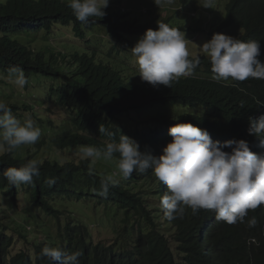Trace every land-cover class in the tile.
I'll return each mask as SVG.
<instances>
[{"label": "clouds", "instance_id": "obj_1", "mask_svg": "<svg viewBox=\"0 0 264 264\" xmlns=\"http://www.w3.org/2000/svg\"><path fill=\"white\" fill-rule=\"evenodd\" d=\"M116 2L68 0L67 6L81 23H87L90 17L108 15L109 19L110 11L118 13L113 18L118 24L129 22L123 27H137L136 32H127L125 43L115 40L109 29L102 26H97L86 37L77 36L72 22L67 23L68 26L56 24L52 32L43 30L38 34L48 33V42L57 48L52 52L56 56L62 57L60 53L67 50L66 55H69L73 50L83 48L84 55H94L97 63L121 72L124 68L118 63L125 64L132 55V62L135 60L138 65L139 81L154 87L171 88L179 81L209 79L212 86L248 87L261 105L232 129H227L224 136H218L216 129L205 122L199 127L192 123H175L178 113L184 110L196 112L195 107L158 105L149 108L148 112L142 110L143 114H149L157 107H168L173 114L156 111L151 118L143 120L151 121L149 126L160 129L163 138L155 145H143L144 150H141L137 141L124 134L118 142L113 139L107 143L104 149L84 145L60 147L54 142L38 148L36 143L45 137L52 139L72 134L78 127L61 133L55 126L56 130L40 137L41 130L30 116L23 122L19 119L23 115L20 111L24 109L14 112V116L8 106L11 103L0 101V149L11 152L23 146L25 149L20 152L25 154L24 157L34 158L18 168L8 167L3 172L4 178L16 187L33 183V177L39 174L37 160L41 161L39 157H43L39 152L48 146L75 153V157L66 162L43 159L60 164L79 162L84 158H90L92 163L101 157L114 158V168H110L113 174L101 169L109 174L101 179L99 190L105 201L97 205L96 210L89 205L96 213L105 207L106 216L118 220L116 230H120L123 242L114 246L115 255L128 260L139 259L144 251L154 248L159 254L149 264H248L239 255H228L214 244L203 241L192 246L190 242L185 243L176 235L175 226L204 210L210 220L220 226L255 228L256 225L258 230L264 231V0H123L122 6H115ZM237 4L241 11L232 13ZM107 9L108 14L104 11ZM58 26L86 45L76 47L69 42H52V34ZM67 27L72 32L66 30ZM97 31H103V34L95 36ZM103 41L112 46L101 58L100 55L105 53ZM8 79L19 88L28 83L24 70L19 67L8 70ZM39 116H34L36 122H40ZM205 118L212 120L207 113ZM99 132L112 135L103 125ZM115 153L118 155L114 156ZM115 176L122 185V192L108 195L110 187L118 183ZM20 187L17 189L25 206L30 199ZM2 191L5 196L7 190ZM3 207L1 199L0 218L4 214ZM0 223V229L8 227L1 219ZM52 225L43 230L45 238L30 229L33 234L27 232L29 237L36 235L30 240L33 244L19 236L25 246L18 249V253L14 252L19 238L13 234L18 232L9 227L11 230H7V234L15 240L7 248L9 251L2 255V263L7 264L11 257L22 252L30 257V261H36L34 241L51 242L55 236L61 238L60 232H65L62 225L56 234ZM206 227L208 225H202L200 221L196 231L201 234ZM254 241L260 244L258 237ZM40 255L51 262L59 261L58 264H79L82 253H69L46 245ZM111 259L107 262L101 256L92 264H113Z\"/></svg>", "mask_w": 264, "mask_h": 264}, {"label": "trees", "instance_id": "obj_2", "mask_svg": "<svg viewBox=\"0 0 264 264\" xmlns=\"http://www.w3.org/2000/svg\"><path fill=\"white\" fill-rule=\"evenodd\" d=\"M67 5L68 0H0V76H8L10 68L19 67L24 70L28 81L35 75L52 77L55 83L50 85L48 105H57L70 112L72 117L66 122L78 127L72 134L52 139L45 137L36 143L38 148L48 142H54L60 147L84 145L104 149L107 143L113 139L118 142L120 135L124 134L137 141L141 150H144L143 145H155L162 140L160 129L153 128L151 124L149 126L151 121H141L137 127L116 125L114 121L117 117L129 115L127 112H148L149 108L158 105H180L186 109L195 107L196 112L184 110L178 113L174 118L175 123H192L199 127L205 122L216 129L218 136H224L227 129H232L239 120L251 115L261 105L248 87L212 86L213 82L209 79L179 81L173 83L171 88L164 85L154 87L148 82L139 81L140 79L126 80L124 71L119 72L113 67L97 63L94 55L82 53L83 48L61 57L47 51V43L40 47L30 45V39L34 35L43 30L50 33L59 23L68 26L67 23L72 22L77 36L80 37H86V34L93 33L97 26H102L109 29L115 40L123 43L126 42L127 32L137 31V27H123L129 22L118 24L113 19L118 13L112 11L109 19L108 15L103 18L90 17L87 23H81ZM104 11L109 13V9ZM235 11H241V6L234 5L231 12ZM11 34L18 38L12 37ZM46 36L48 33L44 35L45 38ZM130 57L134 58L132 55ZM60 58L62 69L58 66V63L61 64ZM38 79L41 81L42 78ZM35 93H38L36 89ZM37 101L24 102L22 105L11 102L8 106L14 116V112L19 109L33 111V114L38 116L34 109L37 105L44 106L46 100ZM206 113L212 120L205 118ZM39 121L45 132L56 130L57 124H53L50 118L39 116ZM100 125L112 135L100 133ZM117 155L118 153L114 154ZM24 156L18 149L11 152L0 149V189L7 190L5 195L9 198V201L3 204L4 213L10 208L15 211L18 208L23 217L27 216L29 222L40 226L42 230L50 225V218L52 223H56L58 230L64 225L65 232H60L61 238L55 236L51 242L34 241L36 261H30V257L22 252L11 257L7 264H58L59 261L51 262L48 258L41 257V250L46 245L59 247L69 253L81 252L79 264H92L101 256L105 257L107 262L112 258L113 264H149L159 254L151 248L144 251L139 259L128 260L126 257L115 255L114 245L94 240L93 231L84 218L88 217L89 213L88 216L83 215L81 208L78 211L70 208L72 204L80 202L82 206L96 210L97 205L105 201L104 196L99 195V190L101 179L109 174L101 169L113 174L110 168H114V158L106 160L101 157L94 163L90 158H84L79 162L60 164L58 161L52 162L39 157V174L33 177V183L24 184L25 197L30 199L27 204L32 205L23 207L25 211L23 208L19 209L23 205V199L17 189L20 186L10 185L3 176L8 167L18 168L34 159H26ZM115 178L118 183L110 187L108 195L122 192V185L116 176ZM200 221L208 227L198 234L196 226ZM10 224L14 227L9 226ZM9 225L0 229V264H3L2 255L9 251L7 248L12 240H15L9 237L7 230H16L28 243L33 244L30 240L36 238L35 234L29 237L27 232H32L23 227L21 221L14 220ZM175 228L176 235L185 243L190 242L192 246L204 241L206 244H214L228 255H239L248 264H264V231L258 230L256 225L255 228L247 225L223 227L212 222L208 213L202 210L177 222ZM256 237L260 240L258 245L254 241Z\"/></svg>", "mask_w": 264, "mask_h": 264}, {"label": "rangeland", "instance_id": "obj_3", "mask_svg": "<svg viewBox=\"0 0 264 264\" xmlns=\"http://www.w3.org/2000/svg\"><path fill=\"white\" fill-rule=\"evenodd\" d=\"M116 1L117 2L115 3V6L123 5V0H116ZM142 5L146 6L147 4H142ZM65 29L72 32L70 27H67ZM102 34L103 31H97L95 33V36H100ZM14 37L17 36L15 35ZM46 39L47 37L45 38L43 32H41L40 34L34 35L30 39L31 40L30 45L35 47H40L42 44L47 43L49 46V49L47 51H49L50 53L56 51L57 48L54 45H51L48 42V39L47 40ZM51 40L56 44L69 42L76 47L86 45L83 40L74 37L73 34H68L67 31H65L62 27L59 26L55 28ZM92 41H96V39L93 40L92 38ZM23 42L25 44H28L24 40ZM102 45L104 46L105 53L100 55L101 58L106 56L112 44L110 42L103 41ZM66 52H68V50L60 53V55H65ZM118 64L121 68H124L123 74L126 76L125 78L127 80L140 79L139 72L137 71L139 70L138 65L136 64L135 60L134 62H132V59H128V61L125 64L122 63H118ZM61 65L62 62L61 64L58 63V66L62 69ZM38 78H42L44 80L41 79V81H39ZM1 79H4L5 81ZM53 83L55 82L53 81V78L50 76L35 75L33 78L29 79L28 83L23 88H19L14 83L9 81L8 76L5 77L0 76V101L5 102L6 104L11 102H18L20 105H22V103L24 102L32 103V102H38L37 100H42V99L46 100V104L44 106L37 105L34 110L40 116H47L48 118H50L53 124H57L56 127L58 132L63 133L69 131L74 126L69 123L61 124V122L63 120H68L71 117V114L69 112H66L64 109L58 107L57 105H53V104L48 105L49 89H50V85H52ZM35 89L37 90L38 93H35ZM10 95L11 98L9 97ZM156 111L159 112L166 111L171 115L173 114L168 107H157L151 110L149 114H143L141 111L127 112L129 115L117 117L114 122L116 125H123L125 127H137L140 121H143L147 118H151ZM20 113H23V115L19 118L22 122L28 116H30L35 122L34 119L35 115L33 114V111L21 110ZM35 124L40 128L41 130L40 137H42V135L45 133L44 126L40 122H35ZM17 149L20 151L21 149H25V147L21 146ZM39 154L43 155V159L45 158L58 159L61 162H66L75 157V153H73L72 151H59L51 146L45 147V149H42L39 152ZM20 190L21 192H23L25 190V187H20ZM1 199H3V204L9 201V198L6 195L4 196V192L2 190H0V203H1ZM23 207H32V205L30 204H28L27 206L22 205L21 207H19V209ZM70 208H75L77 211L79 210V208H81L82 209L81 213L83 215H87L89 213V216L88 215H87L88 217L84 216V218L88 223L90 229H92L93 238L96 241L102 240L107 244L113 243L115 247L120 246V244L123 242V238L119 235L120 230H116L118 228L117 226L118 220L113 218L109 219L104 212L105 207L104 208L101 207L97 213L93 211V209H91L90 207L82 206L80 202L77 204H72ZM23 209L26 211L25 208ZM21 213L22 212H20L18 208H16V211L10 208V210L6 211L1 216L0 219L2 222L8 225L14 220L21 221L23 227H25L26 229H31L32 232L39 234L41 238H45L46 232L43 231L40 226H36V224H32L31 222H29L28 217L27 216L23 217ZM48 223L50 224V226L52 225V220L50 218L48 219ZM10 226L13 225L10 224ZM52 228L55 231V233L58 234L56 232L57 226L55 224L52 225ZM164 229H166V227H164ZM13 234L19 238V234H15V233ZM20 240L21 239L19 238V241L16 244L17 250H15L14 253H18L19 252L18 249H21L25 246V244Z\"/></svg>", "mask_w": 264, "mask_h": 264}]
</instances>
